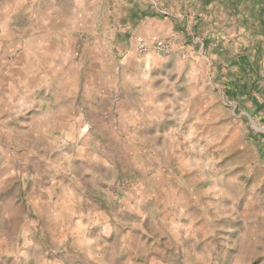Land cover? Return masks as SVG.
<instances>
[{"label":"rangeland","instance_id":"374dc122","mask_svg":"<svg viewBox=\"0 0 264 264\" xmlns=\"http://www.w3.org/2000/svg\"><path fill=\"white\" fill-rule=\"evenodd\" d=\"M62 1L0 0V264H264V110L225 94L252 33L98 46L102 96L91 37L40 42Z\"/></svg>","mask_w":264,"mask_h":264},{"label":"crops","instance_id":"0c3cea01","mask_svg":"<svg viewBox=\"0 0 264 264\" xmlns=\"http://www.w3.org/2000/svg\"><path fill=\"white\" fill-rule=\"evenodd\" d=\"M231 2L232 0H63L61 3L57 2L55 23L51 19L49 21L50 16H46L41 22L40 42L46 46L53 39L57 43L60 39L71 40L81 30L86 38L91 37L90 45L94 50H90L93 55L88 62L92 65L88 72L84 71L83 82L93 86L97 95L106 96L110 93V85L115 81V74L105 68L109 52L97 50L98 46L110 49L109 45L112 43L122 44V37L123 40L128 39L132 52H137V37L148 45L160 36L171 39L186 36L195 43L194 36L203 26L214 27L217 23H228V27L234 28L241 25ZM48 13L51 15L52 11L49 10ZM121 31L128 33L129 37ZM209 39L210 35H204L199 41L200 46H206ZM84 46L85 44L82 53ZM128 56L129 51L126 52L125 59ZM49 73L46 70L45 74ZM68 84L75 86L77 81L72 80ZM98 97L101 101L102 97ZM109 106L111 104L107 105Z\"/></svg>","mask_w":264,"mask_h":264},{"label":"trees","instance_id":"16d2710c","mask_svg":"<svg viewBox=\"0 0 264 264\" xmlns=\"http://www.w3.org/2000/svg\"><path fill=\"white\" fill-rule=\"evenodd\" d=\"M240 23L255 37L251 47L233 61L236 71L228 74L225 94L231 99L249 98L259 111L264 110V99L258 101L252 91L259 89L260 57L264 44V0H232Z\"/></svg>","mask_w":264,"mask_h":264},{"label":"built area","instance_id":"2783aa9c","mask_svg":"<svg viewBox=\"0 0 264 264\" xmlns=\"http://www.w3.org/2000/svg\"><path fill=\"white\" fill-rule=\"evenodd\" d=\"M137 45L140 50L146 49V44L141 38H137ZM154 47L158 51L166 50L168 49L169 45L164 40H157L154 42Z\"/></svg>","mask_w":264,"mask_h":264}]
</instances>
